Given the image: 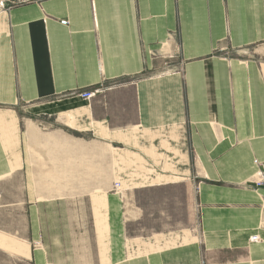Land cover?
Segmentation results:
<instances>
[{
  "label": "crops",
  "instance_id": "obj_1",
  "mask_svg": "<svg viewBox=\"0 0 264 264\" xmlns=\"http://www.w3.org/2000/svg\"><path fill=\"white\" fill-rule=\"evenodd\" d=\"M261 171L264 0H0V182L33 264H264Z\"/></svg>",
  "mask_w": 264,
  "mask_h": 264
},
{
  "label": "rangeland",
  "instance_id": "obj_2",
  "mask_svg": "<svg viewBox=\"0 0 264 264\" xmlns=\"http://www.w3.org/2000/svg\"><path fill=\"white\" fill-rule=\"evenodd\" d=\"M101 174L98 175V181H110L108 177L104 178V171ZM20 183L21 180L18 176L0 182V264H33L30 253L36 246L32 247L29 244L28 224L25 221L24 207L21 205L24 191L21 190ZM124 186L126 187L125 184H123V188H125ZM121 192L122 190L114 193L120 194ZM57 193L52 192V194ZM69 194L73 195L75 192ZM60 195H62L61 192ZM101 219L102 217L97 214V222L84 224L87 227L85 226V230L80 232L85 235V245L90 252L95 249V238L103 231L104 225ZM56 225L48 223L46 231L53 232ZM93 226H95L94 229ZM133 231L139 233L140 227H133ZM93 256L91 254V258Z\"/></svg>",
  "mask_w": 264,
  "mask_h": 264
},
{
  "label": "built area",
  "instance_id": "obj_3",
  "mask_svg": "<svg viewBox=\"0 0 264 264\" xmlns=\"http://www.w3.org/2000/svg\"><path fill=\"white\" fill-rule=\"evenodd\" d=\"M60 24L62 25H67V21H61ZM98 91H85V92H81L79 94V97L85 101H89L91 99H93L96 94H97ZM254 184L256 187H262L264 186V173L261 171V172H258L256 174V177L254 178L253 180ZM122 189V186H121V183L120 182H115L114 185H113V190L114 192H120ZM252 242H258L259 241V238L258 236H254L252 237L251 239Z\"/></svg>",
  "mask_w": 264,
  "mask_h": 264
}]
</instances>
